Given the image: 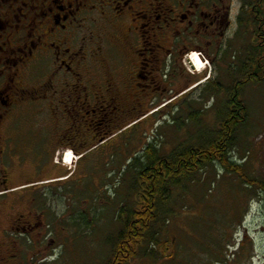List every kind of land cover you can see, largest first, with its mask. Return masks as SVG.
Wrapping results in <instances>:
<instances>
[{"label": "flooded vegetation", "instance_id": "obj_1", "mask_svg": "<svg viewBox=\"0 0 264 264\" xmlns=\"http://www.w3.org/2000/svg\"><path fill=\"white\" fill-rule=\"evenodd\" d=\"M256 3L0 0V196L33 191L39 200L0 204V264H40L24 262L29 244L32 256L55 250L62 220L45 218L40 196L72 177H58L68 154L84 159L144 110H220L264 86ZM191 93L208 106L190 104ZM18 180L25 184L11 187ZM234 222L236 235L245 220ZM242 234L231 258L249 264L240 260L249 245Z\"/></svg>", "mask_w": 264, "mask_h": 264}, {"label": "rangeland", "instance_id": "obj_2", "mask_svg": "<svg viewBox=\"0 0 264 264\" xmlns=\"http://www.w3.org/2000/svg\"><path fill=\"white\" fill-rule=\"evenodd\" d=\"M256 1L259 9L264 7V0ZM203 67L202 63V70ZM202 70L196 68L197 72ZM256 92L240 99L245 106L246 123L235 133L231 158L244 166L249 176L264 181V86ZM197 95L191 93L189 103L198 99L199 107L206 106L209 99L203 101ZM218 107L221 109L222 104ZM218 112L221 110H200L198 106L195 110H144L115 138L95 147L84 159L71 165L61 162L58 177L68 174L72 177L61 183L56 194L40 196L45 218L54 214L62 220L56 229L61 234L55 250L47 249L45 257L32 256L29 244L24 262L36 258L35 263L40 264L106 263L110 257L108 241L117 231L116 212L121 203L131 201L128 196H134L129 195L133 174L127 169L129 162L141 156L149 145L167 155L178 146L204 143L207 133L218 126ZM24 182H12L11 187ZM27 192L4 194L0 196V204L11 208L18 199L26 197L29 205H39L38 193ZM179 194L171 206L173 215L165 218L164 223L169 224H164L160 238V244L166 245L168 251L163 253L164 247L160 246L158 258L134 259L130 264H220L215 260L220 251L229 256L224 263L238 264L240 261L234 262L231 255L236 252L233 249L238 240H234L242 237L243 230L247 231L249 245L248 255L240 256L241 262L264 264V200L255 191H248L234 176L213 166L198 174L185 194ZM239 219L245 222L236 236L233 225ZM44 241L49 243L48 239ZM172 254L177 257L175 261L170 259Z\"/></svg>", "mask_w": 264, "mask_h": 264}, {"label": "trees", "instance_id": "obj_3", "mask_svg": "<svg viewBox=\"0 0 264 264\" xmlns=\"http://www.w3.org/2000/svg\"><path fill=\"white\" fill-rule=\"evenodd\" d=\"M220 110L218 126L207 131L204 143L178 146L167 155H161L158 147L149 145L141 156L129 162L127 169L133 171L129 195L134 196H128L131 201L121 203L116 212V236L108 241L110 257L104 264H130L134 259L158 258V250L163 246L160 244L162 229L164 224H169L164 223L165 218L173 215V200L179 193L188 191L198 174L213 166L234 176L242 187L255 191L264 200V181L249 176L244 166L231 158L235 133L246 123L244 104L239 100L233 103L223 100ZM163 247V253L168 251L166 245ZM173 254L170 259L175 261L177 257ZM224 254L215 260L226 262L229 256Z\"/></svg>", "mask_w": 264, "mask_h": 264}, {"label": "bare ground", "instance_id": "obj_4", "mask_svg": "<svg viewBox=\"0 0 264 264\" xmlns=\"http://www.w3.org/2000/svg\"><path fill=\"white\" fill-rule=\"evenodd\" d=\"M192 60L194 62V65L196 66L197 70H199V71L202 70V63L199 61V59L196 55H193ZM203 69H204V67H203ZM73 161L74 160L72 159V157L69 154L64 159V163L66 165H71L73 163Z\"/></svg>", "mask_w": 264, "mask_h": 264}]
</instances>
